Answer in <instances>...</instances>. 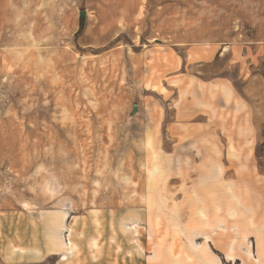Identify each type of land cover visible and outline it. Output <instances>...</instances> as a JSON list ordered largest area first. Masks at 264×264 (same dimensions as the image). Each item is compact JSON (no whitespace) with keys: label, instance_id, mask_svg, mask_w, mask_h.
I'll return each instance as SVG.
<instances>
[{"label":"rangeland","instance_id":"374dc122","mask_svg":"<svg viewBox=\"0 0 264 264\" xmlns=\"http://www.w3.org/2000/svg\"><path fill=\"white\" fill-rule=\"evenodd\" d=\"M0 264H264V0H0Z\"/></svg>","mask_w":264,"mask_h":264},{"label":"water","instance_id":"95a60500","mask_svg":"<svg viewBox=\"0 0 264 264\" xmlns=\"http://www.w3.org/2000/svg\"><path fill=\"white\" fill-rule=\"evenodd\" d=\"M84 13V11L83 10H80V15H82Z\"/></svg>","mask_w":264,"mask_h":264}]
</instances>
